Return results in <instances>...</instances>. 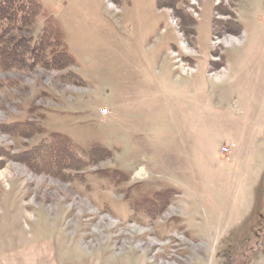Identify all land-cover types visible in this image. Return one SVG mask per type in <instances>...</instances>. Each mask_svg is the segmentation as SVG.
<instances>
[{
    "label": "rangeland",
    "instance_id": "374dc122",
    "mask_svg": "<svg viewBox=\"0 0 264 264\" xmlns=\"http://www.w3.org/2000/svg\"><path fill=\"white\" fill-rule=\"evenodd\" d=\"M40 1L75 64L0 71V264H257L264 172L220 152L264 145V0ZM52 131L109 155L64 180L13 158ZM153 193L164 211L132 216Z\"/></svg>",
    "mask_w": 264,
    "mask_h": 264
},
{
    "label": "trees",
    "instance_id": "16d2710c",
    "mask_svg": "<svg viewBox=\"0 0 264 264\" xmlns=\"http://www.w3.org/2000/svg\"><path fill=\"white\" fill-rule=\"evenodd\" d=\"M179 0H156L157 6L171 7L175 10V5ZM41 21V26H37ZM28 30L26 37H16L9 35L12 31L21 32ZM75 64L73 55L68 50L66 35L58 19L50 15V9L40 0H0V71H15L25 73L35 67L45 68L54 71H62ZM60 79L65 82H72L73 85L80 86L81 79L74 72L61 74ZM2 84L0 83V86ZM25 127L18 130V136L29 135L32 130L31 124L23 123ZM6 133L9 127L1 126ZM1 128V129H2ZM38 132V130H36ZM82 147L74 143L67 135L54 132L45 139L31 146L29 149L14 156L19 162H24L35 173H46L51 176L61 174L67 179L69 173L66 169H79L101 156H108L109 152L104 146L91 145L82 151ZM88 157L85 161L82 155ZM116 175L105 176L108 179ZM109 180V179H108ZM163 194L153 193L152 196H143L132 201L133 215L142 213L144 217L153 219L167 207L166 198ZM165 199V200H164Z\"/></svg>",
    "mask_w": 264,
    "mask_h": 264
},
{
    "label": "crops",
    "instance_id": "0c3cea01",
    "mask_svg": "<svg viewBox=\"0 0 264 264\" xmlns=\"http://www.w3.org/2000/svg\"><path fill=\"white\" fill-rule=\"evenodd\" d=\"M231 145H234V148L231 149V153L229 156L232 155L233 157V162H234V166H242L243 169H245V167L250 164V160L255 164V167H256V179H257V182L260 181V179L262 178L261 175L262 173L264 172V145L262 142H252L251 144V147L250 148H243V144H242V139L239 138L238 140V143H237V147L235 146V144H231ZM221 153V152H220ZM230 161V160H229ZM232 161V159H231ZM230 161V162H231ZM249 190L252 189V186L249 185ZM236 209H239V211H241V213L243 212H246V213H251V207H247L245 210H242V208H236V207H231V210L230 212L233 213V212H236ZM262 210H264V207L261 208ZM260 218V217H259ZM261 219H263L261 217ZM260 219V220H261ZM259 237H258V234H257V238L258 240V246H261L262 244V237L264 236V226L261 228V231H259ZM261 242V244H260ZM39 252L41 254H35V256L33 257L34 259H32V261L30 260H24V261H18L16 259L18 258H14L10 260H8L9 262H7L6 264H38V262L44 258L42 256L45 255V257H47V253L46 252H41L39 250ZM13 261V262H11ZM34 261V262H33ZM257 264H264V253L263 255L259 258V260L257 261Z\"/></svg>",
    "mask_w": 264,
    "mask_h": 264
},
{
    "label": "built area",
    "instance_id": "2783aa9c",
    "mask_svg": "<svg viewBox=\"0 0 264 264\" xmlns=\"http://www.w3.org/2000/svg\"><path fill=\"white\" fill-rule=\"evenodd\" d=\"M108 113V110L104 109L100 111L101 115H105ZM234 148V145H230L229 147H222L221 148V154L224 155L225 157H229L230 153H231V149Z\"/></svg>",
    "mask_w": 264,
    "mask_h": 264
},
{
    "label": "bare ground",
    "instance_id": "6f19581e",
    "mask_svg": "<svg viewBox=\"0 0 264 264\" xmlns=\"http://www.w3.org/2000/svg\"><path fill=\"white\" fill-rule=\"evenodd\" d=\"M3 173H0V176L2 175ZM138 174H142V170L141 171H139V173Z\"/></svg>",
    "mask_w": 264,
    "mask_h": 264
}]
</instances>
